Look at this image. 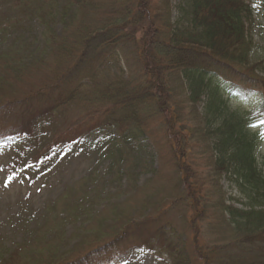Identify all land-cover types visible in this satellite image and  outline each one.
Returning a JSON list of instances; mask_svg holds the SVG:
<instances>
[{
  "label": "trees",
  "instance_id": "obj_1",
  "mask_svg": "<svg viewBox=\"0 0 264 264\" xmlns=\"http://www.w3.org/2000/svg\"><path fill=\"white\" fill-rule=\"evenodd\" d=\"M258 1L65 0L63 31L54 32L46 48L55 60L54 82L46 88L56 91V102L43 91L33 93L20 104L14 133L29 137L28 128L43 126L48 120L42 119L59 108L96 101L101 121L77 132L60 150L118 139L129 148L135 137H143L173 163L184 190L149 204L139 218L122 213L127 217L119 232L84 238L71 258L54 255L47 264H118L137 250L157 252V242L165 247L156 254L162 264H264V168L257 157L264 135V59L255 58L254 38ZM112 64L120 73L109 77L105 71ZM230 98L249 107L238 111L228 105ZM9 132L0 133V140ZM224 179L239 190L242 206L228 196ZM182 205L180 225L173 211ZM78 208L66 219L86 215Z\"/></svg>",
  "mask_w": 264,
  "mask_h": 264
},
{
  "label": "rangeland",
  "instance_id": "obj_2",
  "mask_svg": "<svg viewBox=\"0 0 264 264\" xmlns=\"http://www.w3.org/2000/svg\"><path fill=\"white\" fill-rule=\"evenodd\" d=\"M64 3L0 0V133H11L0 140V264H47L54 255L56 260L71 258L84 238L95 241L119 232L127 217L123 214L132 217L134 212L132 218H139L149 204L162 203L184 190L173 163L155 151L148 138L145 142L135 137L129 148L118 139L117 144L99 140L96 146L88 142L60 150L59 145L75 139L77 132L101 121L96 101L59 108L49 119H42L51 123L28 128L29 137L14 133L20 126L16 114L20 104L33 93L43 91L56 102V91L46 88L54 82L55 66L46 48L54 42L52 34L63 31ZM255 7V58L264 59V0ZM105 73L113 77L120 73L119 66L112 64ZM8 104L14 110H8ZM228 105L238 111L249 107L236 98H230ZM148 126L154 129L156 122ZM158 135L162 131L156 139ZM48 151L53 153L47 160ZM257 157L264 168V135ZM222 187L242 206L236 187L227 179ZM78 207L86 215L66 219ZM185 211L184 205L173 211L180 225L179 216ZM162 249L157 242V252L137 250L118 264H162L156 257Z\"/></svg>",
  "mask_w": 264,
  "mask_h": 264
},
{
  "label": "snow or ice",
  "instance_id": "obj_3",
  "mask_svg": "<svg viewBox=\"0 0 264 264\" xmlns=\"http://www.w3.org/2000/svg\"><path fill=\"white\" fill-rule=\"evenodd\" d=\"M260 124H261V125H264V121H260ZM253 126H255V125H253Z\"/></svg>",
  "mask_w": 264,
  "mask_h": 264
}]
</instances>
